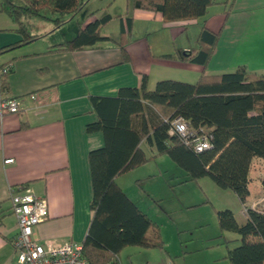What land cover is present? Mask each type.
<instances>
[{
	"label": "crops",
	"instance_id": "0c3cea01",
	"mask_svg": "<svg viewBox=\"0 0 264 264\" xmlns=\"http://www.w3.org/2000/svg\"><path fill=\"white\" fill-rule=\"evenodd\" d=\"M104 1V7L82 15L78 27L109 15L102 36L122 43V34L129 30L128 61L112 40L76 51H55L54 47L69 38L45 42L28 28L30 36L40 38L0 56V67L12 65L5 77L7 87L0 89V102L16 100L20 109L16 115L0 116V264H16L17 258L12 242L18 229L8 198L11 187L23 186L35 197L46 199L47 219L33 228V238L40 244L83 245L92 218L89 153L104 145L101 133L86 132V126L97 120L90 97H115L121 88H139L144 75L149 90L160 81L193 84L202 74H228L240 66L251 78L264 75V0H214L216 4L203 18L170 23L160 13L128 8L127 0L118 7L119 14H113L115 1ZM203 23L218 35L206 68L161 58L179 50L196 53ZM16 30L10 17L0 13V49L23 40ZM141 148L151 157L150 149L143 144ZM8 159L13 163L5 164ZM152 161L119 176L116 184L124 192L127 181L141 179L139 170ZM248 201L249 196L241 204L242 220L234 215L241 224Z\"/></svg>",
	"mask_w": 264,
	"mask_h": 264
},
{
	"label": "trees",
	"instance_id": "16d2710c",
	"mask_svg": "<svg viewBox=\"0 0 264 264\" xmlns=\"http://www.w3.org/2000/svg\"><path fill=\"white\" fill-rule=\"evenodd\" d=\"M0 0V13L7 14L17 26L23 40L0 49V56L22 44L40 38L30 36L23 19L40 17L50 20L58 29L72 20L85 0ZM128 8L160 13L164 22L203 18L214 0H127ZM48 11L51 15L42 14ZM55 17V18H54ZM109 15L80 26L71 41L54 47L55 51H76L104 40L115 42L124 61L129 57L125 47L130 32L122 34L124 42L102 36V26ZM119 38L120 35H116ZM196 53L177 51L162 59L180 60L206 68L218 43V35L203 23ZM7 65V64H6ZM4 66H1L2 69ZM6 76H0V89L7 87ZM96 122L86 126L87 133H101L103 147L89 153L92 183V218L83 242L88 264H117L126 247L163 248L160 227L143 213L116 184V178L166 155L186 172L189 182L209 178L217 187L230 190L244 205L249 192V173L253 160L264 162V75L251 78L247 69L221 75L202 74L193 83L160 81L148 89L147 76L139 88H121L115 97H90ZM164 116V117H163ZM166 117V120L163 118ZM182 118L190 130L212 136L210 150L196 153L177 134L169 133L171 122ZM152 152L147 157L141 148ZM224 244L239 242L228 251L230 264H264V213L245 209V222L239 224L232 211L216 213ZM239 236L231 240L222 233Z\"/></svg>",
	"mask_w": 264,
	"mask_h": 264
},
{
	"label": "rangeland",
	"instance_id": "374dc122",
	"mask_svg": "<svg viewBox=\"0 0 264 264\" xmlns=\"http://www.w3.org/2000/svg\"><path fill=\"white\" fill-rule=\"evenodd\" d=\"M12 1L20 4V0ZM114 1L116 9L111 12L119 14L118 7L124 0ZM85 2L76 17L58 29L50 20L40 17L25 18L23 22L28 32L39 34L42 41L54 38H69L63 42L71 41L75 37L72 34L77 32L78 24L82 22V15L90 10L94 12L105 4L104 0ZM42 14L51 16L48 11ZM163 119L166 120V117ZM145 150L149 155L150 151ZM251 166L248 208L264 213V162L256 159ZM139 171L143 173L139 177L141 179L134 181L130 178L123 190L160 227L163 248L126 247L119 254L117 264H230L228 251L238 246L239 242L224 244L216 213L227 209L234 213L237 220H242L243 207L237 197L230 190L217 187L209 178L186 182L185 172L166 155L156 158L148 168ZM222 234L231 240L239 238L231 232Z\"/></svg>",
	"mask_w": 264,
	"mask_h": 264
},
{
	"label": "built area",
	"instance_id": "2783aa9c",
	"mask_svg": "<svg viewBox=\"0 0 264 264\" xmlns=\"http://www.w3.org/2000/svg\"><path fill=\"white\" fill-rule=\"evenodd\" d=\"M12 65L7 64L0 69V76H7ZM31 99H34L31 96ZM16 100L0 102V116L19 113ZM170 134L177 133L187 145H191L196 153L212 148V136L203 131L190 130L186 121L178 117L171 122ZM13 163V159L4 161ZM11 213L16 219L18 233L12 245L16 251V264H88L83 253V246L76 243H65L53 246L50 243L40 244L33 238V228L47 219V201L35 197L23 186L11 187L8 191Z\"/></svg>",
	"mask_w": 264,
	"mask_h": 264
}]
</instances>
